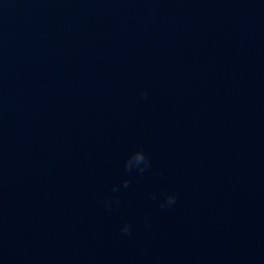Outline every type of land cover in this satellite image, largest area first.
<instances>
[{
  "label": "water",
  "instance_id": "water-1",
  "mask_svg": "<svg viewBox=\"0 0 264 264\" xmlns=\"http://www.w3.org/2000/svg\"><path fill=\"white\" fill-rule=\"evenodd\" d=\"M0 264H264V0H0Z\"/></svg>",
  "mask_w": 264,
  "mask_h": 264
},
{
  "label": "clouds",
  "instance_id": "clouds-1",
  "mask_svg": "<svg viewBox=\"0 0 264 264\" xmlns=\"http://www.w3.org/2000/svg\"><path fill=\"white\" fill-rule=\"evenodd\" d=\"M148 164V161L145 157V154L143 151H136L133 153V155L126 161L125 163V169L130 171L133 167H139L140 171L144 170V167H146ZM143 165L144 167H140ZM123 186L126 188L128 186V181L124 180L123 181ZM116 189L114 188V191ZM155 198V197H153ZM176 197L174 195H168L166 198L165 203L161 205V207H166L169 205H172L175 203ZM121 232L125 235H130L131 234V225L130 224H125L121 228Z\"/></svg>",
  "mask_w": 264,
  "mask_h": 264
}]
</instances>
